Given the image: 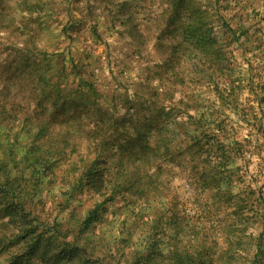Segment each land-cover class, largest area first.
Instances as JSON below:
<instances>
[{
  "label": "clouds",
  "instance_id": "clouds-1",
  "mask_svg": "<svg viewBox=\"0 0 264 264\" xmlns=\"http://www.w3.org/2000/svg\"><path fill=\"white\" fill-rule=\"evenodd\" d=\"M0 264H264V0H0Z\"/></svg>",
  "mask_w": 264,
  "mask_h": 264
}]
</instances>
